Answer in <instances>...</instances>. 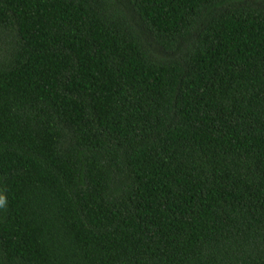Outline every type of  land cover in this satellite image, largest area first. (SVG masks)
Wrapping results in <instances>:
<instances>
[{
  "label": "trees",
  "instance_id": "16d2710c",
  "mask_svg": "<svg viewBox=\"0 0 264 264\" xmlns=\"http://www.w3.org/2000/svg\"><path fill=\"white\" fill-rule=\"evenodd\" d=\"M0 264H264V0H0Z\"/></svg>",
  "mask_w": 264,
  "mask_h": 264
},
{
  "label": "clouds",
  "instance_id": "9594fccd",
  "mask_svg": "<svg viewBox=\"0 0 264 264\" xmlns=\"http://www.w3.org/2000/svg\"><path fill=\"white\" fill-rule=\"evenodd\" d=\"M7 209V197L6 194L0 192V210H5Z\"/></svg>",
  "mask_w": 264,
  "mask_h": 264
}]
</instances>
